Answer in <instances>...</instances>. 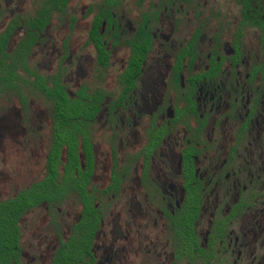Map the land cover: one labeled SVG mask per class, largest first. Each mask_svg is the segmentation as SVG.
Returning <instances> with one entry per match:
<instances>
[{
  "label": "flooded vegetation",
  "instance_id": "obj_1",
  "mask_svg": "<svg viewBox=\"0 0 264 264\" xmlns=\"http://www.w3.org/2000/svg\"><path fill=\"white\" fill-rule=\"evenodd\" d=\"M0 240L264 264V0H0Z\"/></svg>",
  "mask_w": 264,
  "mask_h": 264
},
{
  "label": "trees",
  "instance_id": "obj_2",
  "mask_svg": "<svg viewBox=\"0 0 264 264\" xmlns=\"http://www.w3.org/2000/svg\"><path fill=\"white\" fill-rule=\"evenodd\" d=\"M16 237H17V235H16ZM9 247H10V245H8V242L6 240L4 241V244L0 240V260H3L5 258V256L8 254Z\"/></svg>",
  "mask_w": 264,
  "mask_h": 264
}]
</instances>
